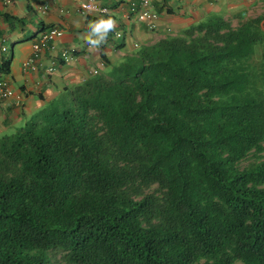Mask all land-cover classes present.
I'll list each match as a JSON object with an SVG mask.
<instances>
[{"label":"trees","instance_id":"1","mask_svg":"<svg viewBox=\"0 0 264 264\" xmlns=\"http://www.w3.org/2000/svg\"><path fill=\"white\" fill-rule=\"evenodd\" d=\"M0 19L4 74L32 37ZM263 20L206 14L0 135V264H264Z\"/></svg>","mask_w":264,"mask_h":264},{"label":"crops","instance_id":"2","mask_svg":"<svg viewBox=\"0 0 264 264\" xmlns=\"http://www.w3.org/2000/svg\"><path fill=\"white\" fill-rule=\"evenodd\" d=\"M12 1L11 5L0 1V13L27 19L29 25L25 35L30 31L34 35L14 45L12 54L5 56L6 62L10 61L9 71L1 74L0 70V80L8 81L15 91V97L0 106V135L30 122L67 86L83 82L92 77L94 71H97L95 75L106 73L108 67L119 64L140 47L175 34L199 22L206 14L264 19V0H151L153 9L160 15L157 28L153 30L129 13L133 0H120V3L96 0L112 10L109 16L84 15L80 10L83 0H49V10L45 14L39 12L40 0ZM110 20L112 26L106 24ZM55 28L63 30V36L35 54L33 45ZM8 31V26L0 19V33ZM117 31H122V37H116ZM11 38V42L16 43L26 37L12 33ZM65 51L72 52L73 60L69 63L62 59ZM16 52L20 54L19 59H15ZM31 57L35 60L34 70L23 66ZM0 66H6L1 54ZM50 68L53 70L49 71Z\"/></svg>","mask_w":264,"mask_h":264},{"label":"built area","instance_id":"3","mask_svg":"<svg viewBox=\"0 0 264 264\" xmlns=\"http://www.w3.org/2000/svg\"><path fill=\"white\" fill-rule=\"evenodd\" d=\"M5 5H11L12 0H0ZM120 3V0H115ZM206 2H212L213 0H204ZM80 9L83 14L88 15H100L107 16L111 13V10L106 6H101L96 0H83L80 4ZM49 10V0H41V5L39 6V11L46 13ZM130 13L138 19V21L146 22L150 29L157 28V19L158 14L152 10L151 0H133L130 4ZM64 34V31L58 28L51 29L43 34L41 40L33 45V50L35 54H38L43 50L52 40L55 38H60ZM121 32L117 33V37H121ZM5 50L4 48L2 49ZM62 59L69 63L73 60L72 52H63ZM23 66L28 69H36L35 60L33 57L27 59ZM53 68H50L49 71H52ZM97 73V71H94ZM15 97V91L12 88L11 84L1 79L0 80V106L4 105L9 99ZM19 103V101H17Z\"/></svg>","mask_w":264,"mask_h":264},{"label":"rangeland","instance_id":"4","mask_svg":"<svg viewBox=\"0 0 264 264\" xmlns=\"http://www.w3.org/2000/svg\"><path fill=\"white\" fill-rule=\"evenodd\" d=\"M40 19V18H39ZM236 23V22H235ZM34 35V33L32 32V31H30L29 33H28V38H31L32 36ZM11 52H12V46H10L9 48H8V56L9 55H11ZM20 58V54H18L17 52H16V56H15V59H19ZM110 71H112V67H108L107 68V72H110ZM31 122H32V120H31ZM30 122V123H31Z\"/></svg>","mask_w":264,"mask_h":264},{"label":"clouds","instance_id":"5","mask_svg":"<svg viewBox=\"0 0 264 264\" xmlns=\"http://www.w3.org/2000/svg\"><path fill=\"white\" fill-rule=\"evenodd\" d=\"M41 1V0H40ZM152 4V3H151ZM40 5H41V3H40ZM39 5V6H40ZM39 9V8H38ZM110 9V8H109ZM81 10V9H80ZM152 10L156 13V14H158V16H160L159 15V13L157 12V11H155L154 9H153V5H152ZM40 12V11H39ZM82 12V11H81ZM42 13V12H41ZM111 13H112V10H111ZM110 13V14H111ZM130 13V12H129ZM43 14H45V13H43ZM109 14V15H110ZM131 15H133L134 16V14H132V13H130ZM85 15V14H84ZM89 15V14H88ZM109 15H107V16H109ZM95 16H100V15H95ZM135 17V16H134ZM138 20V19H137ZM109 23V26H112L113 25V22L110 20V21H106V24H108ZM51 30V29H50ZM118 32H121V34H122V31H117V32H115V35H116V37H117V33ZM123 35V34H122ZM122 35H121V37H122ZM37 43V42H36ZM73 56V55H72ZM96 74V73H95ZM13 88V87H12ZM14 89V88H13Z\"/></svg>","mask_w":264,"mask_h":264}]
</instances>
